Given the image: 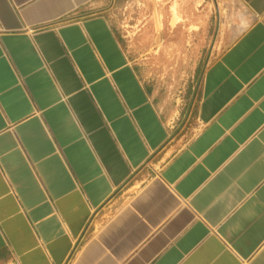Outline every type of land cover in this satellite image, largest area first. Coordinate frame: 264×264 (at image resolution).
<instances>
[{"label": "crops", "instance_id": "0c3cea01", "mask_svg": "<svg viewBox=\"0 0 264 264\" xmlns=\"http://www.w3.org/2000/svg\"><path fill=\"white\" fill-rule=\"evenodd\" d=\"M110 1L0 0V264H264V0L166 85Z\"/></svg>", "mask_w": 264, "mask_h": 264}, {"label": "rangeland", "instance_id": "374dc122", "mask_svg": "<svg viewBox=\"0 0 264 264\" xmlns=\"http://www.w3.org/2000/svg\"><path fill=\"white\" fill-rule=\"evenodd\" d=\"M225 0H111L103 12L108 16L117 34L140 70L153 82L170 79L157 71V55L162 64L163 53L179 54L181 69L200 68L207 53L208 58L218 51L217 24L220 20L221 7ZM207 3V46L201 43L202 31L193 27V17H200L203 6ZM196 7V8H194ZM174 12L178 20L174 21ZM200 12V13H199ZM174 25V27H173ZM180 26V27H179ZM166 63V62H165ZM187 71V70H186ZM182 74V70H181ZM186 76L174 78L182 84ZM192 78L190 77V80ZM198 75L196 82H198ZM166 85V84H165Z\"/></svg>", "mask_w": 264, "mask_h": 264}, {"label": "bare ground", "instance_id": "6f19581e", "mask_svg": "<svg viewBox=\"0 0 264 264\" xmlns=\"http://www.w3.org/2000/svg\"><path fill=\"white\" fill-rule=\"evenodd\" d=\"M177 20H178V15H177L176 12H174V21H173V23H175V21H177Z\"/></svg>", "mask_w": 264, "mask_h": 264}]
</instances>
